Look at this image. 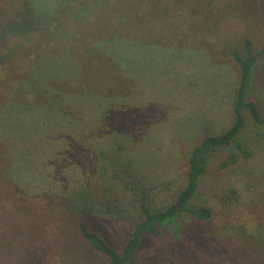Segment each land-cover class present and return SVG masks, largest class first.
Returning a JSON list of instances; mask_svg holds the SVG:
<instances>
[{
    "label": "rangeland",
    "instance_id": "1",
    "mask_svg": "<svg viewBox=\"0 0 264 264\" xmlns=\"http://www.w3.org/2000/svg\"><path fill=\"white\" fill-rule=\"evenodd\" d=\"M247 38L264 115V0H0V264H107L79 221L121 248L142 205L176 198L190 150L234 123ZM243 115L191 200L211 217L165 224L136 264L264 252V124Z\"/></svg>",
    "mask_w": 264,
    "mask_h": 264
},
{
    "label": "trees",
    "instance_id": "2",
    "mask_svg": "<svg viewBox=\"0 0 264 264\" xmlns=\"http://www.w3.org/2000/svg\"><path fill=\"white\" fill-rule=\"evenodd\" d=\"M175 9L177 11L179 10V8ZM175 16L176 14L171 17L167 16V18H175ZM76 36L78 35H69L68 41H66V43H68L67 46H69L70 40L76 41ZM116 36L134 41L133 38L127 35L120 34ZM244 49L247 52L245 56L237 49L231 52L233 60L239 67L237 97L233 104L235 114L234 123L221 134L203 137V139L190 150L187 160L186 183L179 191L176 198L171 203L158 210L147 205H142L141 217L134 224L130 235L124 241L121 248H117L111 244L100 232L90 229L85 220L82 219L79 221L78 229L81 237L95 252L107 257V264H136L139 252L146 238L150 235H159L162 226L176 221L184 214L193 216L200 221H206L211 217L212 210L210 208L191 204L192 198L197 193L202 174L206 171L209 157L215 151L231 143L240 145L236 137L245 123L243 115V110L245 108L250 109L255 121L264 124V115L260 113L256 102L248 99V92L252 80V68L257 58V55L253 51L251 40L248 38L244 41ZM228 159L229 160L222 164L223 166L236 162L238 160V153H231ZM254 248V245H241L238 251H236L238 254L235 252L238 256L235 259L239 261V264H264V252L257 249V253H254Z\"/></svg>",
    "mask_w": 264,
    "mask_h": 264
}]
</instances>
